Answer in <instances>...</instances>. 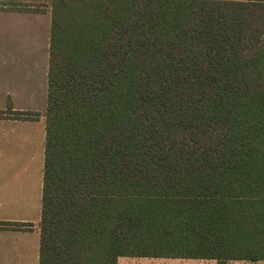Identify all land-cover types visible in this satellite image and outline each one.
I'll use <instances>...</instances> for the list:
<instances>
[{
	"label": "trees",
	"instance_id": "obj_1",
	"mask_svg": "<svg viewBox=\"0 0 264 264\" xmlns=\"http://www.w3.org/2000/svg\"><path fill=\"white\" fill-rule=\"evenodd\" d=\"M48 81L40 264L264 260V0H52Z\"/></svg>",
	"mask_w": 264,
	"mask_h": 264
},
{
	"label": "crops",
	"instance_id": "obj_2",
	"mask_svg": "<svg viewBox=\"0 0 264 264\" xmlns=\"http://www.w3.org/2000/svg\"><path fill=\"white\" fill-rule=\"evenodd\" d=\"M51 32L52 4L0 8V221L17 223L0 227V264H40ZM166 258L182 257L121 255L117 264Z\"/></svg>",
	"mask_w": 264,
	"mask_h": 264
},
{
	"label": "rangeland",
	"instance_id": "obj_3",
	"mask_svg": "<svg viewBox=\"0 0 264 264\" xmlns=\"http://www.w3.org/2000/svg\"><path fill=\"white\" fill-rule=\"evenodd\" d=\"M34 4L37 8L51 7L52 0H0V8L4 5L11 6H24ZM46 115V111H45ZM160 260V259H159ZM188 259L182 257L178 259L166 258L164 261H159L157 264H217L216 259H196L194 261H187ZM227 264H264V260H229Z\"/></svg>",
	"mask_w": 264,
	"mask_h": 264
}]
</instances>
